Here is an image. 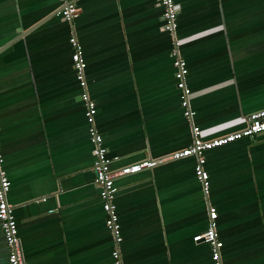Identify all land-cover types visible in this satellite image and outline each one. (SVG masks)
Masks as SVG:
<instances>
[{
    "label": "crops",
    "instance_id": "1",
    "mask_svg": "<svg viewBox=\"0 0 264 264\" xmlns=\"http://www.w3.org/2000/svg\"><path fill=\"white\" fill-rule=\"evenodd\" d=\"M0 0V143L17 234L27 264H111L112 236L93 182L84 102L72 68L73 31L85 90L110 168L190 142L158 0ZM186 63L192 123L216 130L264 108V0H173ZM116 177L125 264H208L192 236L216 210L221 264H264V132ZM0 229V264H8Z\"/></svg>",
    "mask_w": 264,
    "mask_h": 264
},
{
    "label": "built area",
    "instance_id": "2",
    "mask_svg": "<svg viewBox=\"0 0 264 264\" xmlns=\"http://www.w3.org/2000/svg\"><path fill=\"white\" fill-rule=\"evenodd\" d=\"M59 8L57 13L66 21H72L78 14V7L74 0H58ZM162 8V28L171 37L170 57L174 68L173 76L175 86L179 90V104L182 108V114L190 122V142L182 148L171 151L156 158L142 159L137 162L122 165L116 169L110 168L111 159L106 154V149L102 145V136L97 132L94 126L93 116L95 113L94 102L88 97L85 90L84 81V61L81 56V48L77 43L74 32L70 33L68 42L72 46L71 54L72 68L75 72V78L82 88L80 98L84 102V117L88 123V135L91 143L92 154V172L93 182L98 190V197L101 200V207L105 213L104 224L110 232L113 240V246L110 251L111 264H125L119 252V242L121 240L119 222L116 215L114 204V195L117 190L114 180L116 177L126 176L139 172L145 168H151L167 160L180 159L187 156L195 158L193 172L200 181L202 191L207 190V172L204 169L203 152L205 150L221 146L242 137H252L257 133L264 132V108L250 112L238 121L243 126L237 129L229 130L224 133L214 135L216 130L201 129L192 123L194 111L190 106L191 90L186 84L185 76L187 73L186 63L180 55L179 46L182 39L175 36L177 7L173 0H158ZM1 149V143H0ZM10 181L2 168V155L0 152V229L3 240L8 249V264H27L22 252L20 239L17 234L16 222L12 213V206L7 202V192ZM216 210L208 206L206 228L192 236L194 242L206 243L210 251V260L208 264H221L220 248L222 241L219 239L216 231Z\"/></svg>",
    "mask_w": 264,
    "mask_h": 264
},
{
    "label": "water",
    "instance_id": "3",
    "mask_svg": "<svg viewBox=\"0 0 264 264\" xmlns=\"http://www.w3.org/2000/svg\"><path fill=\"white\" fill-rule=\"evenodd\" d=\"M26 261V260H25ZM27 263V262H26Z\"/></svg>",
    "mask_w": 264,
    "mask_h": 264
}]
</instances>
